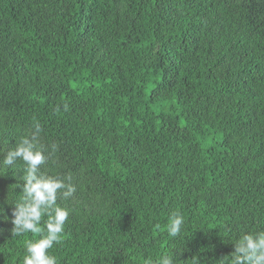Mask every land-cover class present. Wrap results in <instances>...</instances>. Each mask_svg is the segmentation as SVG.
Listing matches in <instances>:
<instances>
[{
  "label": "trees",
  "instance_id": "trees-1",
  "mask_svg": "<svg viewBox=\"0 0 264 264\" xmlns=\"http://www.w3.org/2000/svg\"><path fill=\"white\" fill-rule=\"evenodd\" d=\"M37 124L75 187L58 264H230L264 231V0H0V264L39 238L2 163Z\"/></svg>",
  "mask_w": 264,
  "mask_h": 264
},
{
  "label": "clouds",
  "instance_id": "clouds-1",
  "mask_svg": "<svg viewBox=\"0 0 264 264\" xmlns=\"http://www.w3.org/2000/svg\"><path fill=\"white\" fill-rule=\"evenodd\" d=\"M39 132L37 124L32 136L22 138L16 148L7 152L2 162L5 166H14L20 159L25 164L24 195L22 201L15 204L11 233L12 236L31 233L39 237L25 241L23 264H58L57 258L49 250L62 242L65 223L70 215L69 209L57 203L58 194L67 199L74 194L75 187L64 179L45 176L41 172L46 157L39 143ZM66 179L70 180V177ZM45 216L47 219L41 226ZM183 223V216L178 212L173 213L167 225L168 235L178 237ZM234 245L230 264H264V231L245 234ZM146 264H153V261L148 259ZM155 264H175V257L164 254Z\"/></svg>",
  "mask_w": 264,
  "mask_h": 264
}]
</instances>
